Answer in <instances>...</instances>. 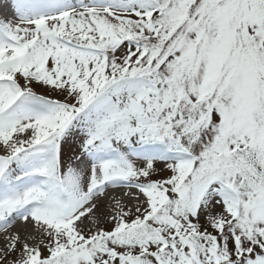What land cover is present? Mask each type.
Masks as SVG:
<instances>
[{
    "label": "snow or ice",
    "instance_id": "snow-or-ice-1",
    "mask_svg": "<svg viewBox=\"0 0 264 264\" xmlns=\"http://www.w3.org/2000/svg\"><path fill=\"white\" fill-rule=\"evenodd\" d=\"M0 237V264H264V0H0Z\"/></svg>",
    "mask_w": 264,
    "mask_h": 264
},
{
    "label": "bare ground",
    "instance_id": "bare-ground-1",
    "mask_svg": "<svg viewBox=\"0 0 264 264\" xmlns=\"http://www.w3.org/2000/svg\"><path fill=\"white\" fill-rule=\"evenodd\" d=\"M0 246H2V237H0Z\"/></svg>",
    "mask_w": 264,
    "mask_h": 264
}]
</instances>
